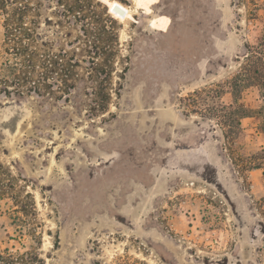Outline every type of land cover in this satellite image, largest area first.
<instances>
[{
	"label": "rangeland",
	"instance_id": "374dc122",
	"mask_svg": "<svg viewBox=\"0 0 264 264\" xmlns=\"http://www.w3.org/2000/svg\"><path fill=\"white\" fill-rule=\"evenodd\" d=\"M263 41L264 0H0V264H264Z\"/></svg>",
	"mask_w": 264,
	"mask_h": 264
},
{
	"label": "trees",
	"instance_id": "16d2710c",
	"mask_svg": "<svg viewBox=\"0 0 264 264\" xmlns=\"http://www.w3.org/2000/svg\"><path fill=\"white\" fill-rule=\"evenodd\" d=\"M5 36H6V39H9L10 38V36H12V34L11 33H9V31L7 30L6 32H5ZM262 49H264V41L259 45V47L258 48H256V53H259V51H261ZM238 77L239 76H236V79H238ZM264 86V85H263ZM264 90V89H263ZM7 93L9 94V92L7 91ZM244 117H248V116H244ZM262 159L264 160V151L262 152ZM251 168V170L252 169H261V167L259 166V165H257V164H255L254 163V165H252V167H250Z\"/></svg>",
	"mask_w": 264,
	"mask_h": 264
},
{
	"label": "bare ground",
	"instance_id": "6f19581e",
	"mask_svg": "<svg viewBox=\"0 0 264 264\" xmlns=\"http://www.w3.org/2000/svg\"><path fill=\"white\" fill-rule=\"evenodd\" d=\"M123 19V18H122ZM122 22V21H121Z\"/></svg>",
	"mask_w": 264,
	"mask_h": 264
}]
</instances>
